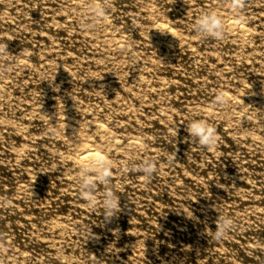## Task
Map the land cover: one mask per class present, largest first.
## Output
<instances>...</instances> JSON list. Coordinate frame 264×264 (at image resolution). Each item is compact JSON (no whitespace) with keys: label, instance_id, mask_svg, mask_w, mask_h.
Returning <instances> with one entry per match:
<instances>
[{"label":"rangeland","instance_id":"374dc122","mask_svg":"<svg viewBox=\"0 0 264 264\" xmlns=\"http://www.w3.org/2000/svg\"><path fill=\"white\" fill-rule=\"evenodd\" d=\"M0 264H264V0H0Z\"/></svg>","mask_w":264,"mask_h":264},{"label":"clouds","instance_id":"9594fccd","mask_svg":"<svg viewBox=\"0 0 264 264\" xmlns=\"http://www.w3.org/2000/svg\"><path fill=\"white\" fill-rule=\"evenodd\" d=\"M96 14L100 17L104 15V9L100 6H97ZM194 30L201 36L212 37L217 40L223 39L225 34L226 24L223 18L218 14L215 10H206L199 14L196 17L194 24ZM160 30V29H159ZM161 32H167L166 30H160ZM48 80V79H47ZM229 102V98L223 92H218L216 94L214 103L218 105H226ZM196 109L194 111H198ZM186 130L188 132V136L185 137L186 140L190 141L194 145H198L202 148L211 150L213 149L219 137L217 135L216 129L214 126L209 124L204 119H196L193 118L186 123ZM97 169L99 171L98 179L101 181L106 180L109 175L105 162L103 160L98 161ZM140 169L146 174L150 175L155 171V165L150 160H145L141 165ZM91 187V181L87 175V169L83 170L81 176V189L82 195L86 196L90 202H94L93 198L88 195V192ZM104 207V216L108 219L112 218L116 215L120 210V200L112 191H107L104 194L103 200ZM183 210V212L187 215L188 218H192L194 216L193 210H186L183 207H180L179 210ZM216 228L213 230L211 227L206 225V230H203L204 233L211 239L216 241L222 240L227 233L231 230L233 226V220L231 217L225 215H218V218L215 221Z\"/></svg>","mask_w":264,"mask_h":264},{"label":"bare ground","instance_id":"6f19581e","mask_svg":"<svg viewBox=\"0 0 264 264\" xmlns=\"http://www.w3.org/2000/svg\"><path fill=\"white\" fill-rule=\"evenodd\" d=\"M160 25V24H159ZM95 151V150H94ZM100 156V155H99ZM84 160L85 158H91V159H98V153H95L91 151L90 149H86L83 152ZM90 160V159H89ZM95 162V161H94Z\"/></svg>","mask_w":264,"mask_h":264}]
</instances>
